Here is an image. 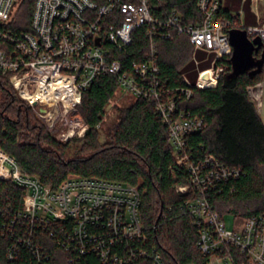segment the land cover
Segmentation results:
<instances>
[{
	"label": "built area",
	"instance_id": "built-area-1",
	"mask_svg": "<svg viewBox=\"0 0 264 264\" xmlns=\"http://www.w3.org/2000/svg\"><path fill=\"white\" fill-rule=\"evenodd\" d=\"M20 3L0 0V74L8 77L18 98L47 122L61 109L71 112L82 122V136L86 125L76 112L82 93L100 75L116 77L124 94L153 102L167 127L174 162L186 168L196 194L184 206L194 218L198 250L228 264H264V211L237 217L233 229H226L207 195L221 182L236 179L240 169L225 167L212 156L193 159L187 137L205 124L176 108L178 93L189 98L192 87H214L225 71L220 61L232 54L230 23L219 14L220 1L197 0L202 22L183 26L180 15L165 9L161 0H105L100 6L91 0H34L29 30L16 32L11 28L17 25ZM139 28L145 30L149 55L123 72L115 53L130 44ZM240 28L264 43V21ZM172 31L186 35L193 53L204 52L211 60L208 68L197 71L193 85L183 75L185 87L169 90L157 80L154 37L169 39ZM263 85L247 88L258 111ZM0 180L23 191L18 207L0 202V264H48L49 255L39 243L43 236L74 257L69 264L85 255L96 256L101 264H132L148 256L135 186L70 174L52 189L22 172L1 148ZM188 189L179 185L174 190L185 194ZM150 257L153 264H162L157 254Z\"/></svg>",
	"mask_w": 264,
	"mask_h": 264
},
{
	"label": "trees",
	"instance_id": "trees-1",
	"mask_svg": "<svg viewBox=\"0 0 264 264\" xmlns=\"http://www.w3.org/2000/svg\"><path fill=\"white\" fill-rule=\"evenodd\" d=\"M33 1L21 0L15 13L17 25L11 29L29 30ZM91 1L100 6L105 0ZM161 3L168 11L180 15L183 26L202 22L197 0H161ZM250 3L251 0L243 2L244 19L254 20ZM219 14L229 20L230 29L240 28L237 14L231 15L222 7ZM131 36L130 44L115 53L123 72L132 63L145 62L149 55L145 30L136 29ZM154 38L160 85L169 90L183 88V75L193 85L197 71L192 73V57L197 59L205 53H193L188 37L175 31L169 39ZM260 54L261 50L256 58ZM229 59L220 61L225 71L214 87H192L189 98L178 93L176 108L201 118L205 124L201 131L187 137V151L193 159L212 156L225 167L240 169L236 179L221 182L215 191H209L207 200L220 217L230 213L244 219L264 211V123L247 94L249 86L263 80L264 62L259 74L231 75ZM118 91L116 77L100 75L82 93L76 111L86 130L78 154L64 159L70 142H58L46 132L32 109L18 98L8 77L0 74V148L15 158L22 172L37 177L52 189L70 174L135 186L140 198V220L147 237L142 247L148 256L132 264H153L150 256L155 254L162 264H208L211 256L198 250L194 218L184 206L195 198V191L186 168L174 162L167 127L158 118L154 103L132 98L129 105L117 109L116 122L107 130L105 139L99 141L106 109ZM179 185H189L188 191L176 193L174 189ZM22 195V190L0 180L1 203L18 207ZM39 243L49 255L48 264H69L67 260L74 258L47 236ZM77 264L101 263L96 256L85 255Z\"/></svg>",
	"mask_w": 264,
	"mask_h": 264
},
{
	"label": "rangeland",
	"instance_id": "rangeland-1",
	"mask_svg": "<svg viewBox=\"0 0 264 264\" xmlns=\"http://www.w3.org/2000/svg\"><path fill=\"white\" fill-rule=\"evenodd\" d=\"M252 8L258 13V17L260 20L263 18L264 13V0H251ZM245 27L246 26H243ZM210 58L204 56H199L197 58L198 64H193V71L192 73L196 72L197 70L203 69L209 66ZM191 75V74H189ZM188 80L190 79L188 76L186 77ZM261 82H264V77ZM132 98L128 95L124 94L123 91L119 90L115 95L110 104L106 109V114L103 117L102 125L99 129V141L102 142L107 134V130L117 120V109L125 107L130 104ZM257 109V108H256ZM77 112V111H76ZM260 118L264 123V85L261 89V97H260V111H258ZM79 115V114H78ZM80 117V115H79ZM40 121V124L43 125V128L46 132H48L51 136H53L58 142L68 143L70 142L69 146L67 147L64 159H70L78 154L79 148L81 146L80 139L84 136H80L78 134L80 130V122L78 119H73L71 112H66L61 109V112L55 113L52 117L51 121L47 122L39 117H37ZM81 118V117H80ZM82 119V118H81ZM222 221L226 227V229L232 230L235 222H237V217L230 213H225L222 216ZM215 258L211 257L208 264H228L225 261H218L215 262ZM214 261V262H213Z\"/></svg>",
	"mask_w": 264,
	"mask_h": 264
},
{
	"label": "water",
	"instance_id": "water-1",
	"mask_svg": "<svg viewBox=\"0 0 264 264\" xmlns=\"http://www.w3.org/2000/svg\"><path fill=\"white\" fill-rule=\"evenodd\" d=\"M228 39L232 47L230 56L231 75L248 72L249 75H256L261 72L264 62L263 43L254 37L250 39L247 32L241 28H234L228 31ZM261 50L259 58L256 54ZM204 75H202V78ZM43 112V109H40Z\"/></svg>",
	"mask_w": 264,
	"mask_h": 264
},
{
	"label": "crops",
	"instance_id": "crops-1",
	"mask_svg": "<svg viewBox=\"0 0 264 264\" xmlns=\"http://www.w3.org/2000/svg\"><path fill=\"white\" fill-rule=\"evenodd\" d=\"M243 2H244V0H224L221 3V7L224 10H227L228 13H230L231 15L237 14L239 16L240 27H242V25L246 26V27L256 26V25H259L260 23H262L264 21V13H263V18L260 20V18L258 17V13L252 8V2L250 3L249 7H250V12L254 17V20H252L251 18L244 19V13H243L244 11L242 8ZM197 52H201V51H197ZM202 53H204V52H202ZM205 56H206V54H205ZM192 59H193V57H192ZM193 62H194V60H193ZM197 71H199V70H197ZM209 262H211V261H209ZM214 263H218V261L215 260Z\"/></svg>",
	"mask_w": 264,
	"mask_h": 264
}]
</instances>
